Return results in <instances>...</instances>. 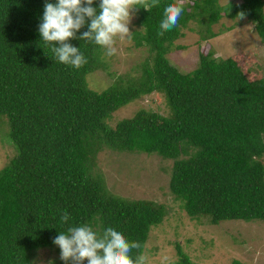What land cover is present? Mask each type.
<instances>
[{
  "label": "trees",
  "instance_id": "16d2710c",
  "mask_svg": "<svg viewBox=\"0 0 264 264\" xmlns=\"http://www.w3.org/2000/svg\"><path fill=\"white\" fill-rule=\"evenodd\" d=\"M172 2L135 11L140 29L133 44L146 45L150 59L137 76H118L97 91L87 79L105 67L100 46L70 40L88 62L78 70L64 65L38 31L45 0H0V121L7 119L16 150L0 169V264H32L36 250L81 224L99 234L113 227L141 244L133 259L143 254L167 207L109 193L93 173L104 149L172 160L168 188L190 218L264 222V76H256L257 65L245 71L241 60L212 52H199L188 72L167 57L183 48L174 41L191 20L204 24L199 37L206 40L216 36L213 24L240 11L264 43V0H183L178 27L158 37L163 8ZM87 30L86 24L77 36ZM150 93L164 97L166 113L141 108L109 124L117 109ZM65 210L71 220L62 224ZM175 248L180 264H193L178 241Z\"/></svg>",
  "mask_w": 264,
  "mask_h": 264
},
{
  "label": "rangeland",
  "instance_id": "374dc122",
  "mask_svg": "<svg viewBox=\"0 0 264 264\" xmlns=\"http://www.w3.org/2000/svg\"><path fill=\"white\" fill-rule=\"evenodd\" d=\"M220 2L224 4L228 0ZM204 28L201 22L191 20L181 29L183 34L174 45L183 48L174 47L167 55L172 65L181 72H188L197 66L199 52H212L218 58L231 56L241 60L245 71L257 65L256 76H264V43L246 18H221L211 26L216 36L206 40L199 37ZM129 29L131 32L140 29L135 14ZM116 47L118 53L113 57L106 56L103 49L101 57L105 67L89 75L87 81L91 89L103 90L121 75L137 76L144 60L150 59L148 47H136L132 39L118 40ZM249 78H254V72L249 73ZM141 108L167 111L164 97L150 93L117 109L108 122L114 125ZM6 120L2 117L0 121V169L16 154L14 145L6 136ZM262 160L264 162V155ZM171 165L170 159L143 152L104 149L96 155L93 173L102 177L109 193L127 199L152 200L167 207L162 222L149 232L143 252L146 264H180L175 248L177 241L193 264H232L233 259L242 264H264V222L223 220L211 224L207 218H190L169 191ZM59 257L60 249L56 245L40 248L35 251L32 264H49V261L64 264ZM84 264H87L86 260Z\"/></svg>",
  "mask_w": 264,
  "mask_h": 264
},
{
  "label": "clouds",
  "instance_id": "9594fccd",
  "mask_svg": "<svg viewBox=\"0 0 264 264\" xmlns=\"http://www.w3.org/2000/svg\"><path fill=\"white\" fill-rule=\"evenodd\" d=\"M229 3V0H228ZM94 0H45L42 22L38 26L41 40L48 46L55 59L74 69L87 64L80 48L69 43L72 39L87 41L100 46L105 55H117V41L132 39L129 29L135 11L140 8L150 11L158 7L160 0H99L94 7ZM184 12L183 0H173L163 8V18L159 23L157 36L178 27ZM238 20L245 18V13H237ZM87 24V31L79 32ZM71 220L65 210L60 213V221L67 224ZM52 243L60 249V260L64 264H146V256L138 253L132 258L133 250H139L141 244L129 241L119 230L108 227L99 234L88 224L69 226L66 232H59ZM49 264H54L49 261Z\"/></svg>",
  "mask_w": 264,
  "mask_h": 264
}]
</instances>
